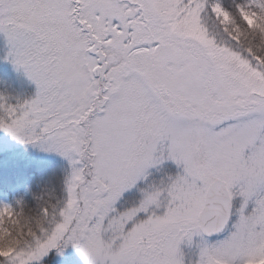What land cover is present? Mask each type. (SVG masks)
<instances>
[{
  "label": "snow or ice",
  "instance_id": "6c2138e0",
  "mask_svg": "<svg viewBox=\"0 0 264 264\" xmlns=\"http://www.w3.org/2000/svg\"><path fill=\"white\" fill-rule=\"evenodd\" d=\"M0 264H264V0H0Z\"/></svg>",
  "mask_w": 264,
  "mask_h": 264
},
{
  "label": "trees",
  "instance_id": "16d2710c",
  "mask_svg": "<svg viewBox=\"0 0 264 264\" xmlns=\"http://www.w3.org/2000/svg\"><path fill=\"white\" fill-rule=\"evenodd\" d=\"M0 60H2V55H0ZM24 88H22L17 76L4 66V62L0 64V93L19 95V92L24 91Z\"/></svg>",
  "mask_w": 264,
  "mask_h": 264
},
{
  "label": "rangeland",
  "instance_id": "374dc122",
  "mask_svg": "<svg viewBox=\"0 0 264 264\" xmlns=\"http://www.w3.org/2000/svg\"><path fill=\"white\" fill-rule=\"evenodd\" d=\"M6 50H7V46H6L5 40L3 39L2 36H0V55H2V60H3V56H4L5 53H6ZM2 60H0V64H2V63L4 62V66L8 67L9 70H10L14 75L17 76V79L19 80V82H20L22 88L26 87V88H24V91L19 92V95H21V96H26V95L31 94V93L34 91V85H31V84L26 80V78H25L23 75H21V74L15 72V70L12 68V66H11L9 63L5 62L4 60L2 61Z\"/></svg>",
  "mask_w": 264,
  "mask_h": 264
}]
</instances>
